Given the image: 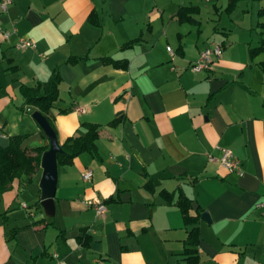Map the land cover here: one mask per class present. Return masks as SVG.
I'll return each mask as SVG.
<instances>
[{"label": "crops", "instance_id": "1", "mask_svg": "<svg viewBox=\"0 0 264 264\" xmlns=\"http://www.w3.org/2000/svg\"><path fill=\"white\" fill-rule=\"evenodd\" d=\"M181 8L192 22L179 20ZM263 22L264 0H12L0 10L10 32L0 35V147L20 135L24 147L49 149L21 88L56 69L59 144L84 135L85 122L100 126L95 152L58 163L53 217L41 205L42 167L0 195V264H264ZM19 38L36 47L19 48ZM214 43L223 54L212 69L192 71ZM224 148L242 175L209 160ZM180 194L191 216L211 221L186 225Z\"/></svg>", "mask_w": 264, "mask_h": 264}, {"label": "trees", "instance_id": "2", "mask_svg": "<svg viewBox=\"0 0 264 264\" xmlns=\"http://www.w3.org/2000/svg\"><path fill=\"white\" fill-rule=\"evenodd\" d=\"M231 1L233 2L235 0ZM190 12V8L179 9V20L192 22L193 19L189 16ZM262 25H264V22ZM262 49L263 47L251 50L252 56L259 51H262ZM75 61L76 59L72 62ZM104 62L112 64L115 67H126L125 64L110 58H105ZM60 82L61 76L58 69H56L48 81L40 83L37 87L31 88L22 86L21 88L26 98V102L40 110L52 125V108L59 98ZM121 121L122 118L119 117L113 120L111 124L114 125ZM82 127L86 130L84 135L70 136L62 144L61 147L64 150V153L58 154V163H62L63 161L71 162L75 157L84 152L93 153L96 151V140L99 137L100 126L85 122L82 124ZM44 136L47 137L45 133ZM24 140L25 136H14L10 139L8 147H0V195L11 189L14 179L21 178L25 175L33 176L40 171L42 155L46 151V148L24 147ZM162 196L169 204H171L174 201L175 194L162 192ZM176 204L180 208L186 225H196L200 218H202V210H198V214L195 217L190 215L191 200L184 194L179 195ZM199 238L200 231L198 226H195L189 231L188 238L185 240V245L188 247L186 248V254L192 255L195 253L196 249H191L189 247H197ZM188 259L189 264H195L198 262L196 258L189 257Z\"/></svg>", "mask_w": 264, "mask_h": 264}, {"label": "built area", "instance_id": "3", "mask_svg": "<svg viewBox=\"0 0 264 264\" xmlns=\"http://www.w3.org/2000/svg\"><path fill=\"white\" fill-rule=\"evenodd\" d=\"M12 3V0H1L0 10L2 12H6ZM0 35L4 37H8L10 32L3 31L0 28ZM19 48H35L36 44L30 39L27 38H19L17 43ZM167 50L170 52L171 56H174V51L168 46ZM223 54V47L220 44H211L206 47L199 55L198 60L192 64L191 70L194 72H202L205 70H211L213 63L219 59ZM210 161H217L222 167H224L229 173H236L238 175L243 174V169L241 162L237 159L231 149L224 148L221 150V155L219 158H215L212 155H209ZM93 177V172L91 169H86L82 172V178L84 181H90ZM88 204L94 208L97 214H103L106 212V205L98 200L92 199L89 200ZM256 207L261 210L262 215L264 217V201H260L256 204Z\"/></svg>", "mask_w": 264, "mask_h": 264}, {"label": "water", "instance_id": "4", "mask_svg": "<svg viewBox=\"0 0 264 264\" xmlns=\"http://www.w3.org/2000/svg\"><path fill=\"white\" fill-rule=\"evenodd\" d=\"M33 118L38 122L41 129L46 134L50 141V147L46 150L41 159V167L43 169L40 181L41 189V205L48 216L55 215L56 206L54 196L58 183V154L64 153L61 145L58 142L56 131L50 121L40 111L33 113ZM202 216L211 221L208 212H204Z\"/></svg>", "mask_w": 264, "mask_h": 264}, {"label": "rangeland", "instance_id": "5", "mask_svg": "<svg viewBox=\"0 0 264 264\" xmlns=\"http://www.w3.org/2000/svg\"><path fill=\"white\" fill-rule=\"evenodd\" d=\"M200 1H205V0H200Z\"/></svg>", "mask_w": 264, "mask_h": 264}]
</instances>
